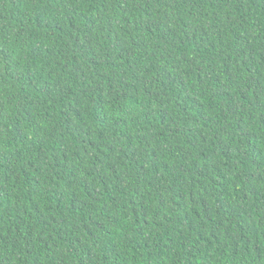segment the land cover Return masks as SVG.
Here are the masks:
<instances>
[{"label": "trees", "instance_id": "1", "mask_svg": "<svg viewBox=\"0 0 264 264\" xmlns=\"http://www.w3.org/2000/svg\"><path fill=\"white\" fill-rule=\"evenodd\" d=\"M0 264H264V0H0Z\"/></svg>", "mask_w": 264, "mask_h": 264}]
</instances>
